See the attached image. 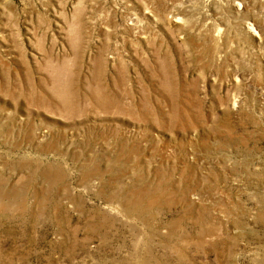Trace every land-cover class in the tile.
Instances as JSON below:
<instances>
[{
  "label": "rangeland",
  "instance_id": "1",
  "mask_svg": "<svg viewBox=\"0 0 264 264\" xmlns=\"http://www.w3.org/2000/svg\"><path fill=\"white\" fill-rule=\"evenodd\" d=\"M0 209V264H264V0H0Z\"/></svg>",
  "mask_w": 264,
  "mask_h": 264
},
{
  "label": "bare ground",
  "instance_id": "2",
  "mask_svg": "<svg viewBox=\"0 0 264 264\" xmlns=\"http://www.w3.org/2000/svg\"><path fill=\"white\" fill-rule=\"evenodd\" d=\"M240 5L238 4V3H236V7H239ZM248 29L250 30V31H252L253 29L252 28H249V26H248ZM80 46V45H79ZM45 67V66H44ZM161 75V74H160ZM97 86H99V85H97ZM75 87V86H74ZM73 87V88H74ZM163 87V86H162ZM63 88V87H62ZM47 90V89H46ZM60 91V90H59ZM65 92V91H64ZM97 93V92H96ZM94 94V93H93ZM68 95V94H67ZM63 96V95H62ZM67 97V96H66ZM100 97V96H99ZM68 99V98H67ZM105 99V98H104ZM103 101V100H102ZM118 101V100H117ZM69 102V101H68ZM106 102V101H105ZM53 103V102H52ZM65 103V102H64ZM94 104V103H93ZM64 106V105H63ZM71 108V107H70ZM64 111V110H63ZM58 138V137H57ZM55 145V144H54ZM41 147V146H40ZM24 167V166H23ZM23 189V188H22ZM15 194V193H14ZM19 195V194H18ZM141 198V197H140ZM3 207V206H2ZM4 209H5V207H3ZM1 210V209H0ZM20 210H22V209H20ZM6 211V210H5ZM13 230V229H12ZM212 237V236H211Z\"/></svg>",
  "mask_w": 264,
  "mask_h": 264
}]
</instances>
